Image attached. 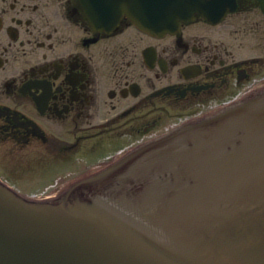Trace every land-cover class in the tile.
Listing matches in <instances>:
<instances>
[{
	"label": "flooded vegetation",
	"instance_id": "af4514ba",
	"mask_svg": "<svg viewBox=\"0 0 264 264\" xmlns=\"http://www.w3.org/2000/svg\"><path fill=\"white\" fill-rule=\"evenodd\" d=\"M264 92V0H201L163 36L96 32L75 0H0V179L51 200Z\"/></svg>",
	"mask_w": 264,
	"mask_h": 264
},
{
	"label": "water",
	"instance_id": "95a60500",
	"mask_svg": "<svg viewBox=\"0 0 264 264\" xmlns=\"http://www.w3.org/2000/svg\"><path fill=\"white\" fill-rule=\"evenodd\" d=\"M96 31H175L201 0H75ZM0 264H264V92L147 143L59 197L0 181Z\"/></svg>",
	"mask_w": 264,
	"mask_h": 264
}]
</instances>
